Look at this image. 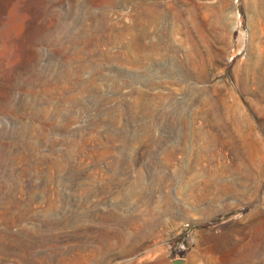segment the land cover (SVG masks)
Instances as JSON below:
<instances>
[{
    "label": "rangeland",
    "instance_id": "rangeland-1",
    "mask_svg": "<svg viewBox=\"0 0 264 264\" xmlns=\"http://www.w3.org/2000/svg\"><path fill=\"white\" fill-rule=\"evenodd\" d=\"M104 241L264 264V0H0V264Z\"/></svg>",
    "mask_w": 264,
    "mask_h": 264
},
{
    "label": "bare ground",
    "instance_id": "bare-ground-1",
    "mask_svg": "<svg viewBox=\"0 0 264 264\" xmlns=\"http://www.w3.org/2000/svg\"><path fill=\"white\" fill-rule=\"evenodd\" d=\"M44 239V238H43ZM46 240V238H45ZM122 242V241H121ZM105 243V249L103 252H101L100 254V260H96V263L94 264H108V261H107V257H108V252H109V249L111 248L108 243L106 241H104ZM44 244V243H42ZM110 247V248H109ZM99 256V253L96 252V251H93V257H97Z\"/></svg>",
    "mask_w": 264,
    "mask_h": 264
},
{
    "label": "water",
    "instance_id": "water-1",
    "mask_svg": "<svg viewBox=\"0 0 264 264\" xmlns=\"http://www.w3.org/2000/svg\"><path fill=\"white\" fill-rule=\"evenodd\" d=\"M173 264H184V260L183 259H180V258L174 259L173 260Z\"/></svg>",
    "mask_w": 264,
    "mask_h": 264
}]
</instances>
